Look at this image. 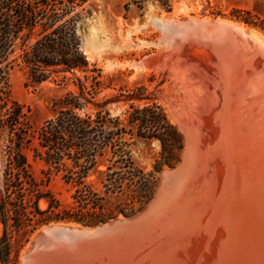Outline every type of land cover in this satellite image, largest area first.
Segmentation results:
<instances>
[{"label": "rangeland", "instance_id": "1", "mask_svg": "<svg viewBox=\"0 0 264 264\" xmlns=\"http://www.w3.org/2000/svg\"><path fill=\"white\" fill-rule=\"evenodd\" d=\"M127 2L128 0H89L84 6L86 15L78 27V35L80 36L81 47L83 48L84 52V48L86 46L89 48L95 47L94 45L97 46L98 49L95 52L94 57L92 59H87L90 63V68L95 66L101 71V80L105 83V85L101 92L96 96L95 104H90L83 111V113L94 114L99 110H105L109 111L112 116H117L127 110L131 104L144 106L154 102L164 107L172 123L175 124L176 122L172 120L170 113L175 114V116H179L180 118L177 117L178 121H183L185 124V122H187V115L190 114L192 109L191 94H198L201 96L202 92V96L205 99L202 104L200 103L198 106H196L198 107V111L196 113H200V115H202L201 112H203V115L200 117V119H196V113V115L194 114L193 116L196 119V125L197 121L201 120L200 130H202L201 137L199 139L200 142L197 147L198 151L195 150V153L198 152L197 157L199 162L197 160V163H199V165H203L204 163L205 167L201 165L200 167L202 168H200L199 165L196 164L197 166H193V170L189 169V167L191 168L192 165H190L191 162L189 163L188 158H185L184 152L186 148V140L188 143L189 141L188 138H186L187 136L182 133L180 127L176 123L175 125L180 131L182 138V149L177 154L175 162L171 166H165L159 174V185H162V192H164V196L161 199L159 208L150 225V229H148L144 235L131 239V241H129L125 246H122L121 248L109 253L105 259L100 262L98 261L96 264H167V262L170 261V257L171 260L175 262V264H198L200 261L208 260L212 256H215L216 258L221 250V247H226V244L224 245L226 237L223 235L222 231L220 232V230H222L220 228L225 226L230 228L233 237L237 238V240L240 237L244 242L246 241V236L249 234L247 236V240L250 242L246 241V243H243L242 240L240 241V239L238 241V243L242 242L244 244L243 246L249 243L247 245V249L250 247V249H252L255 246L257 248H264V224L262 223L264 222V208L262 207V205H264V194L261 193L260 195L255 196V194L260 193L258 191H256V193L255 188L260 189L261 187L260 191L264 192V178L262 177V174H264V139H262L264 137V95H262L264 94V0H174L170 12L163 8L159 3L151 0H147L142 8L131 5L128 9H126L125 4ZM164 20L176 21L179 24L182 23L178 25L177 28H174L176 29L174 30L176 34H191L190 38L188 37L189 39L186 41V44L181 50L173 51L166 46L164 42V36L172 35L173 32L169 30V26L163 27L160 25V23L164 22ZM235 24L243 27L245 26L246 28H244L248 34H250L248 30H251L250 32L256 33L259 35V37L261 36L260 39L263 43L261 42L262 44H258L260 43L259 41L239 33L235 28ZM219 26H221V28ZM164 28L167 29L165 30ZM204 32H208L209 36L208 38L201 40L200 35H202ZM178 35L179 34H177L176 37L180 38L181 36ZM206 56L210 57V59L208 60ZM190 64H195L194 66L197 67L194 69H198L199 73L197 72V74H192L189 69L186 68L187 66L189 68L194 67L193 65L191 67ZM202 65L204 68H202ZM217 67L219 69L218 71L224 75L227 87L229 89L231 88L227 97H230L232 94V98L234 99L237 95L238 100L242 98L245 99V102L244 100L242 101L244 108L240 110L241 112L237 114L238 116L236 115V118L234 115L236 113L226 108L228 111L224 112V115L226 116H224V118L221 120L218 119L219 117L217 113L221 111L220 109L223 110V108L221 105L217 104V106H215L213 102H211V93L214 92L215 88L210 79L213 75L215 76L214 69H217ZM185 68L187 71H185ZM200 72L203 73L200 74ZM191 74L194 77H191ZM191 78H193V80ZM231 78L236 79L234 80ZM59 79L60 78L58 77L56 78L57 82L47 81L40 85H33L29 82L27 72L23 67L17 66L9 73L11 96L15 101L24 106V111L28 114L30 123L34 128L40 127L45 121L51 119L54 116V111L52 108L53 100L64 96L69 91H77L76 87H74L72 83H69L68 86L59 85ZM257 80L258 83H256ZM236 81H239V83ZM203 83L206 84L203 85ZM259 83H262V86L259 85ZM191 85L196 86H193V89ZM208 85L211 88H208ZM197 88L199 90H197ZM238 88L240 89V92ZM221 91L222 90H220V93ZM205 95L207 96L205 97ZM257 99H259V101ZM205 106L208 108H205ZM179 112H181V114ZM225 119L229 121L226 120L225 122ZM224 123L226 125H223ZM214 124L217 128H215V126H211ZM217 125H219V127ZM208 131H210V134H208ZM233 131H236L237 134ZM238 131H242L243 134L240 132L238 133ZM246 133L248 136L245 135ZM241 134L243 136H241ZM240 136L244 141L242 139L240 140ZM205 140L206 142H204ZM237 140L240 143H238ZM241 141H243V143H241ZM258 142L260 145H258ZM239 144L241 146H238L237 150L236 146ZM258 147L262 151L263 156L259 153L260 151L258 152ZM235 149L236 154L234 153ZM248 150L253 154H250ZM160 151L161 145L158 141H153L150 143L142 142L139 143L134 149V159L141 168L145 170H153L156 160L159 158ZM199 151L203 152L201 153ZM246 152H248L250 155H248ZM238 153L241 155V157ZM245 154L246 156L248 155V157H246ZM27 155L31 170H33L38 177H42L41 170H45L44 164L40 161L34 160L31 152H27ZM255 155L257 157L256 160L254 159ZM259 155L263 158H261ZM236 156L240 159V161L237 160L238 158ZM199 158L204 160L202 161ZM233 158L235 159L233 160ZM260 158L262 159V161H260L261 163L259 162V160H261ZM242 159L246 160L248 162L247 165H249L247 166L246 161L243 160L245 162L244 164ZM251 163L254 164L253 169H250L253 167H250ZM244 165H246L245 169L242 168ZM4 166L5 158L2 152H0V192L2 189ZM236 166H240V169H244L241 170L242 173L239 168V170L237 169ZM256 166L258 169H261V172L260 170L256 172ZM196 167L198 168L196 169ZM200 169L203 171L201 174L199 173ZM236 170L240 172V175ZM163 172H170L171 174L176 175L178 174L177 181L173 185L162 184ZM246 173H248V175ZM200 175H203L202 179L200 178ZM214 175L215 177H213ZM184 177H187L188 179H185ZM245 177L247 181L244 180ZM253 177L255 178L254 181L252 179ZM209 178H213V180ZM234 178L235 180H233ZM260 178H263L261 179L263 180V183L261 182ZM191 179L194 183H191ZM185 180L188 181L185 183ZM256 180H259L262 185ZM245 181L250 186L253 185L251 187L248 185L250 187V192L247 190ZM255 181L259 186H261L258 187L256 183L253 184ZM187 182L189 186L186 188V185H188ZM50 187L52 191L59 196V198L64 201L69 200V193L64 188L60 177L55 176ZM202 188H204V191L207 192H202ZM243 188L245 189L244 191ZM215 189L217 190V193ZM251 189L252 191L255 189L253 191L255 194H251ZM214 190L216 194H214ZM198 191L199 194L197 193ZM229 192L233 194L231 195ZM244 194L246 196H244ZM261 195H263V197ZM206 196H209L210 200L206 198ZM197 197H199V199ZM205 198L207 201H205ZM252 198H255V201ZM258 198L260 200H256ZM230 201H235L236 204L234 202L231 203ZM209 202L212 203L209 204L210 206H207L206 204ZM232 205L234 207H232ZM237 205L242 206V208L240 209V206L237 207ZM211 206L212 209L209 208ZM213 206H215V208ZM233 208L236 209L234 210ZM225 210H227V212ZM197 211L199 213H197ZM202 211H205V214L202 213ZM214 212L216 213V216ZM195 214L196 216H194ZM208 214L211 217H209ZM219 214L220 216L222 215L220 218L218 217ZM199 215L200 218L198 219L197 216ZM239 216L240 219L242 218L241 221ZM184 218L187 220L185 221ZM196 219H198L200 222ZM211 219L213 220V223H211ZM216 219L221 221L217 223L215 222L217 221ZM191 220L194 222L191 223ZM248 221L250 223L248 224L252 226H248L246 223ZM182 225L183 228L181 229ZM215 226H217L219 229H217V227L215 228ZM257 229H259V231H256ZM180 230H182V232H180ZM175 231H177L179 234L173 239L172 234ZM215 231L217 233H215V236H213V232ZM188 232H190V236L187 235ZM241 236L245 237V240ZM196 237L198 239H201L202 237V239L204 238V241L202 239L199 241ZM99 239L100 238H94L93 241ZM83 244L84 243L82 242L78 245ZM180 244L183 245L181 246ZM235 247H231V249L234 248L233 251L236 253H233V251L231 253L233 256L235 254L237 257V255H239L242 251L240 248L237 249ZM262 248H260L262 253H259L262 255L264 262V249ZM235 249L237 250L235 251ZM73 250L74 249L71 250V248L62 245L53 249L51 252H53L54 256H56L70 254L73 252ZM28 253L33 259L34 264H46L44 261V255L41 252ZM222 261L225 263L228 262L226 259L224 261L223 257ZM222 261L221 263H223ZM235 264H240V262L238 261Z\"/></svg>", "mask_w": 264, "mask_h": 264}, {"label": "trees", "instance_id": "2", "mask_svg": "<svg viewBox=\"0 0 264 264\" xmlns=\"http://www.w3.org/2000/svg\"><path fill=\"white\" fill-rule=\"evenodd\" d=\"M89 0H0V152L5 158L0 192V264H20L33 235L52 223L96 226L132 216L155 196L159 174L182 149V138L158 103L131 104L117 116L95 104L104 88L101 71L90 63L78 35ZM147 0H128L142 8ZM168 12L174 0H151ZM17 66L33 85L47 81L68 86L53 100L54 116L40 127L11 96L9 73ZM83 75V76H82ZM82 76V77H81ZM135 97V96H133ZM158 141L153 170L141 168L134 149ZM27 152L44 164L38 177ZM60 177L64 201L50 187Z\"/></svg>", "mask_w": 264, "mask_h": 264}, {"label": "bare ground", "instance_id": "3", "mask_svg": "<svg viewBox=\"0 0 264 264\" xmlns=\"http://www.w3.org/2000/svg\"><path fill=\"white\" fill-rule=\"evenodd\" d=\"M168 19H170V18H168ZM194 19V18H193ZM220 22H222V21H220ZM196 23V22H195ZM199 23H201V22H199ZM204 23V22H203ZM180 24H182V23H180ZM178 22H176V21H165L164 20V22H161L160 23V25H162L163 27H168L169 28V30L170 31H172L173 32V34L172 35H166V36H164V42H165V44H166V46L170 49V50H175V51H179V50H181L182 48H183V46L186 44V41L190 38V35L188 34V33H183V35L181 34V33H177V34H179L178 36H181L180 38H177L176 36H177V34H176V32H174V30H176V29H174V28H177L178 27V25H180ZM184 24H186V23H184ZM197 24V23H196ZM210 24H212V23H210ZM209 24V25H210ZM216 24V23H215ZM229 24V23H228ZM206 25V24H205ZM220 25V24H219ZM225 25V24H224ZM217 26V25H216ZM215 26V27H216ZM223 26V25H222ZM211 27V26H210ZM220 28H221V26H219ZM245 27V26H244ZM243 26H240V25H236L235 24V28L237 29V31L239 32V33H241L242 35L244 34V35H246V36H248V37H250L251 39H255L256 41H259L260 43H258V44H262L263 42L261 41V39H260V37H259V35H257L256 33H254V32H250L251 30H248L249 31V33L250 34H248L247 33V31H246V27L244 28ZM228 28V27H227ZM227 28H226V30H227ZM165 29V28H164ZM167 29V28H166ZM165 29V30H166ZM201 29H203V28H201ZM223 29V28H222ZM230 29V28H229ZM190 33V32H189ZM201 37H200V39L201 40H204V39H206V38H208V36H209V33L208 32H204V33H202V35H200ZM189 37V38H188ZM262 42V43H261ZM264 44V43H263ZM92 46V45H91ZM95 47H93V48H89L88 46H86L85 48H84V53L86 54V56H87V58L88 59H92L93 57H94V54H95V52L97 51V46L96 45H94ZM259 47V46H258ZM262 51V50H261ZM182 52V51H181ZM263 52V51H262ZM207 57V56H206ZM183 58V57H182ZM186 58V57H185ZM180 59V58H179ZM178 59V60H179ZM204 59H206V58H204ZM207 59L209 60L210 59V57H207ZM180 61V60H179ZM211 61V60H210ZM212 62H213V60H212ZM197 63V62H196ZM206 63V62H205ZM205 63H204V65H205ZM211 63V62H210ZM200 64V63H199ZM191 65V64H190ZM193 65V64H192ZM192 65H191V67H192ZM195 65V64H194ZM193 65V66H194ZM218 65V64H217ZM222 65V64H221ZM146 66V65H145ZM203 66V65H202ZM210 66V65H209ZM195 67H197V66H194V67H192V68H189L188 66L186 67L187 69H189V71L192 73V74H197V72L199 73V70L198 69H194ZM246 67V66H245ZM244 67V68H245ZM185 68V71H187V69ZM202 68H204V66L202 67ZM210 69V68H209ZM201 70V69H200ZM212 70V69H211ZM215 71V76L213 75L212 76V78L210 79V81H211V83L214 85V88H215V90H214V92L213 93H211L212 94V101L211 102H213V104L215 105V106H217V104H219V105H221V107L223 108V110L222 109H220L221 111H219L217 114H218V119H223L224 118V116H226V115H224V112L226 111V112H228L227 111V109H230V111H234L236 114H234L235 115V118L238 116L237 114L238 113H240L241 111L240 110H242V108H244V104L242 103V101L244 100V102H245V99L244 98H242V99H240V100H238L237 99V97H238V95L237 96H235L236 98L234 99V98H232V94L230 95V97H227V95H229V90L231 89H229L228 87H227V84H226V81H225V77H224V75L221 73V72H219L218 70V67H217V69L215 68L214 69ZM177 72V71H176ZM203 72H206V71H203ZM202 72V73H203ZM229 72V71H228ZM201 72H200V74H202ZM263 73V72H262ZM190 75L191 77H194L193 75ZM199 74V75H200ZM205 74V73H204ZM208 74V73H207ZM198 75V76H199ZM203 76H205V75H203ZM263 76V75H262ZM183 77V76H182ZM200 78V77H199ZM205 78V77H204ZM185 79V78H184ZM190 79V78H189ZM188 79V80H189ZM192 80H193V78H191ZM230 79V78H229ZM231 79H234V78H231ZM236 79V78H235ZM234 79V80H235ZM182 80V79H181ZM208 81V80H207ZM237 82V81H236ZM259 82H260V79H259ZM264 82V81H263ZM262 82V83H263ZM231 83H233V82H231ZM237 83H239V81L237 82ZM256 83H258V80H257V82ZM262 83H259V85H261ZM190 84V83H189ZM193 84V83H192ZM200 84V83H199ZM206 83H203V85H205ZM208 84V83H207ZM255 84V83H254ZM202 85V84H201ZM241 85V84H240ZM192 86V85H191ZM194 87L196 86V85H193ZM192 86V88L194 89V87ZM230 86H232V85H230ZM262 86V85H261ZM208 88H211V87H209V85L207 86ZM233 87V86H232ZM251 87H253V86H251ZM260 87V86H259ZM250 88V87H249ZM239 89V88H238ZM245 89V88H244ZM247 89V88H246ZM254 89V88H253ZM196 90V89H195ZM197 90H199L198 88H197ZM196 90V91H197ZM208 90V89H207ZM220 90H222L221 91V93H220ZM257 90V89H256ZM260 90V89H259ZM201 91V90H200ZM244 91V90H243ZM247 91V90H246ZM258 91V90H257ZM191 92H192V90H191ZM227 92V93H226ZM239 92H240V89H239ZM259 92V91H258ZM193 93V92H192ZM195 93V92H194ZM257 93V92H256ZM209 95H211L210 93H208ZM240 94V93H239ZM204 95V94H203ZM247 95V94H246ZM262 95H264V94H262ZM207 95H205V97H206ZM258 96H259V94H258ZM210 97V96H209ZM263 97V96H262ZM211 98V97H210ZM209 98V99H210ZM227 98H228V100H227ZM251 98V97H250ZM264 98V97H263ZM191 99H192V109H191V111H190V114L189 115H187V122H185V124L183 123V121H178V118L177 117H179V116H175V114H171L170 113V115H171V118H172V120L174 121V122H176L177 124H178V126L180 127V130L182 131V133H184L187 137L186 138H188V141H189V146H188V161H189V163L191 162V164L190 165H192L191 166V168L189 167V169H192L193 168V166H195L196 164H198L199 165V163H197V160H198V157H197V153H195V150H197V147H198V144H199V139H200V137H201V131L202 130H200V128H201V120H199V121H197V125H196V119L198 118V119H200V117L203 115V112H201V114L202 115H200V113L199 114H197L196 112L198 111V107H196V106H198L200 103L202 104L203 102H204V99L205 98H203V96H202V92H201V96L200 95H198V94H191ZM209 99H208V101H209ZM258 101H259V99H257ZM187 101H188V99H187ZM187 101H186V103H187ZM206 101V100H205ZM183 102V101H182ZM254 103V102H253ZM252 103V104H253ZM211 104V103H210ZM262 104V103H261ZM204 105V104H203ZM236 105V106H235ZM263 105V104H262ZM189 106V105H188ZM195 106V107H194ZM207 106H205V108H206ZM195 108V109H194ZM203 108H204V106H203ZM208 108V107H207ZM227 108V109H226ZM264 108V107H263ZM189 109V108H188ZM212 109V108H211ZM185 110V109H184ZM217 110H218V108H217ZM256 110V109H255ZM260 110V109H259ZM171 111V110H170ZM175 111V110H174ZM177 111V110H176ZM187 111H189V110H187ZM186 111V112H187ZM180 114H181V112H179ZM197 114V116H195L196 117V119H195V117L193 116L194 114ZM244 113H245V111H244ZM261 113V112H260ZM195 114V115H196ZM211 115V114H210ZM237 115V116H236ZM231 116V115H230ZM229 116V117H230ZM240 116V115H239ZM245 116V115H244ZM211 117V116H210ZM180 118V117H179ZM183 118V117H182ZM205 118V117H204ZM209 118V117H208ZM241 118V117H240ZM185 119V118H184ZM211 119V118H210ZM217 119V120H218ZM231 119V118H230ZM219 120V121H220ZM226 120L227 119H225V122H226ZM232 120V119H231ZM207 121V120H206ZM227 121H229V120H227ZM233 121V120H232ZM235 121H237V120H235ZM175 123V124H176ZM214 123V122H213ZM219 123H221V122H219ZM231 123V122H230ZM236 123H239V122H236ZM207 124V123H206ZM212 124V123H211ZM200 125V126H199ZM223 125H226L225 123L223 124ZM240 125V124H239ZM261 125V124H260ZM211 126H215V128H217L216 127V125L214 124V125H211ZM210 126V127H211ZM218 127H219V125H217ZM229 126H231V125H229ZM203 127V126H202ZM205 127V126H204ZM232 127H234V126H232ZM236 127V126H235ZM245 127V126H244ZM250 127V126H249ZM206 128V127H205ZM208 128V127H207ZM221 128V127H220ZM228 128V127H227ZM236 128H238V127H236ZM241 128H243V127H241ZM246 128V127H245ZM244 128V129H245ZM258 128V127H257ZM219 129V128H218ZM232 129H235V128H232ZM239 129H240V127H239ZM262 129H263V127H262ZM221 130V129H220ZM230 130V129H229ZM228 130V131H229ZM241 130V129H240ZM260 130V129H259ZM264 130V129H263ZM211 131V130H210ZM210 131H208V134H210L209 132ZM218 131V130H217ZM243 131V130H242ZM242 131L240 132V131H238V133L240 132V133H242ZM206 132H207V130H206ZM215 132H216V130H215ZM234 133H236L237 134V132L236 131H233ZM244 132V131H243ZM213 133H214V131H213ZM212 134V133H211ZM229 134H230V132H229ZM243 134V133H242ZM241 134V136H243ZM223 135V134H222ZM245 135H247V133L245 134ZM262 135V134H261ZM230 136V135H229ZM233 136H236V135H233ZM240 136V137H241ZM248 136V135H247ZM259 136V135H258ZM205 137H206V135H205ZM239 137V136H238ZM237 137V138H238ZM245 138V137H244ZM260 138H261V136H260ZM239 139V138H238ZM242 139V137L240 138V140ZM246 139V138H245ZM262 139H264V137L262 138ZM261 139V140H262ZM223 140V139H222ZM243 140V139H242ZM210 141V140H209ZM238 141V140H237ZM244 141V140H243ZM243 141H241V143H243ZM249 141V140H248ZM260 141V140H259ZM201 142H202V140H201ZM204 142H206V140L204 141ZM257 142V141H256ZM238 143H240L239 141H238ZM259 143V142H258ZM206 144V143H205ZM218 144H219V142H218ZM211 145V144H210ZM258 145H260V143L258 144ZM234 146V145H233ZM238 146H241L240 144L239 145H237L236 147H237V150H238ZM262 146V145H261ZM261 146H260V148H261ZM212 147V146H211ZM231 147V146H230ZM235 147V146H234ZM216 148V147H215ZM218 148V147H217ZM257 148V147H256ZM259 148V147H258ZM260 148L258 149V152L263 156V154H262V151L260 150ZM191 149V150H190ZM205 149V148H204ZM214 149V148H213ZM220 149V148H219ZM251 149V148H250ZM263 149H264V146H263ZM262 149V150H263ZM212 150V149H211ZM218 150V149H217ZM221 150V149H220ZM234 150V149H233ZM198 151V150H197ZM207 151H208V149H207ZM207 151H205V152H207ZM243 151H244V149H243ZM246 151H247V149H246ZM199 152H201V151H199ZM203 152V151H202ZM201 152V153H202ZM209 152V151H208ZM215 152H217V151H215ZM233 152V151H232ZM231 152V153H232ZM238 152V151H237ZM245 152V151H244ZM248 152H250V154H253L251 151H249L248 150ZM248 152H246L247 154H248ZM253 152H254V150H253ZM256 152V151H255ZM235 154H236V149H235V152H234ZM233 153V154H234ZM210 154H211V152H210ZM214 154V153H213ZM239 154V153H238ZM250 154H248V155H250ZM199 155V154H198ZM221 155H222V153H221ZM240 155V154H239ZM238 155V156H239ZM248 155L246 156V154H245V156L246 157H248ZM205 156H206V154H205ZM209 156V155H208ZM215 156V155H214ZM260 156V155H259ZM262 156H260L261 158H263ZM200 157V156H199ZM219 157H221V156H219ZM237 157V156H236ZM240 157H241V155H240ZM253 157H254V155H253ZM207 158V157H206ZM224 158H225V155H224ZM238 158V157H237ZM245 158V157H244ZM256 155H255V160H256ZM260 158V159H261ZM200 159V158H199ZM217 159V158H216ZM215 159V160H216ZM230 159V158H229ZM235 158H233V160H234ZM200 160H204V159H200ZM224 160V159H223ZM238 161H240V159L238 158L237 159ZM244 159H242V161H243ZM201 161V162H202ZM238 161H237V164H238ZM244 161H246V160H244ZM243 161V162H244ZM258 161V160H257ZM260 161H262V159L261 160H259V162ZM198 162H199V160H198ZM200 162V163H201ZM205 162V161H204ZM235 162V161H234ZM227 163V162H226ZM236 163V162H235ZM247 161H246V165H247ZM261 163V162H260ZM218 164V163H217ZM244 164H245V162H244ZM257 164V163H256ZM202 165V164H201ZM201 165H199V167L201 166ZM207 165V164H206ZM246 165H244V167H242V168H244L245 169V167H246ZM249 165V164H248ZM247 165V166H248ZM254 164H250V167L251 166H253ZM262 165V164H261ZM189 166V165H188ZM197 166V165H196ZM202 166H204V163H203V165ZM213 166V165H212ZM211 166V167H212ZM231 166V165H230ZM232 166H234V165H232ZM260 166V165H259ZM264 166V165H263ZM262 166V167H263ZM205 167V166H204ZM220 167V166H219ZM237 167V166H236ZM240 167V166H239ZM239 167H237V169L239 168ZM187 168V167H186ZM198 167H196V169H197ZM200 168H202V167H200ZM208 168V167H207ZM228 168V167H227ZM226 168V169H227ZM254 168V166L253 167H251L250 169H253ZM256 169V172H258V170H260V172H261V169H258L257 168V166L255 167ZM264 168V167H263ZM188 169V168H187ZM194 169H195V167H194ZM204 169V168H203ZM215 169V168H214ZM216 169H217V167H216ZM219 169V168H218ZM240 169V168H239ZM238 169V170H239ZM244 169H240V171L241 170H244ZM193 170V169H192ZM254 170V171H255ZM228 171V170H227ZM237 171V170H236ZM189 172V171H188ZM194 172H195V170H194ZM203 171L200 169V174L202 173ZM205 172V171H204ZM207 172V171H206ZM230 172H231V170H230ZM252 172V171H251ZM170 173V172H169ZM187 173V172H186ZM210 173H212V172H210ZM237 173L240 175V172H238L237 171ZM236 173V174H237ZM241 173H242V171H241ZM188 174V173H187ZM191 174V173H190ZM189 174V175H190ZM205 174V173H204ZM232 174H233V172H232ZM247 175H248V173H246ZM258 174V173H257ZM209 175H211V174H209ZM238 175V176H239ZM253 175V174H252ZM254 175H255V172H254ZM263 176V178H264V174H262ZM187 176V175H186ZM193 176V175H192ZM201 176V175H200ZM220 176V175H219ZM233 176V175H232ZM232 176H231V178H232ZM235 176V175H234ZM195 177V176H194ZM196 177H197V175H196ZM213 177H215V175L213 176ZM247 177V176H246ZM246 177L244 178V180H246L247 181V179H246ZM255 177V176H254ZM252 178L253 179V181H254V179L255 178ZM185 178V177H184ZM187 178V177H186ZM185 178V179H186ZM193 178V177H192ZM201 179L203 178V175L200 177ZM236 178V177H235ZM235 178L233 179V180H235ZM263 178H260V180L261 179H263ZM188 179V178H187ZM190 179V178H189ZM209 179H212L213 180V178H209ZM216 179H217V177H216ZM251 179V178H250ZM257 179V178H256ZM222 180V179H221ZM232 180V181H233ZM264 180V179H263ZM263 180H261V182L263 181ZM186 181H188V180H185V183H186ZM194 181H195V179H194ZM207 181H209V180H207ZM217 181H218V179H217ZM229 181V180H228ZM245 181V182H246ZM251 181V180H250ZM256 181H259V180H256ZM256 181L255 182H253V184L254 183H256ZM193 181H192V179H191V183H192ZM213 182V181H212ZM226 182V181H225ZM230 182V181H229ZM260 181H259V183L262 185V183H261ZM189 183H190V180H189ZM194 183V182H193ZM206 183V182H205ZM208 183V182H207ZM214 183H215V181H214ZM213 183V184H214ZM220 183H221V181H220ZM228 183V182H227ZM251 183V182H250ZM187 184H188V182H187ZM196 184V183H195ZM198 184H199V182H198ZM245 184V183H244ZM252 184V183H251ZM200 185V184H199ZM207 185V184H206ZM205 185V186H206ZM209 185V184H208ZM211 185V184H210ZM246 185H247V190H249V192H250V187L251 186H253V185H249L247 182H246ZM246 185H244V186H246ZM250 187H249V186ZM256 185H258L257 183H256ZM260 185V186H261ZM264 185V184H263ZM189 186V184L188 185H186V188ZM214 186H216V185H214ZM218 186H219V184H218ZM259 185H258V187H260ZM183 188H185L184 186H182ZM192 187V186H191ZM195 187H197V186H195ZM223 187H225V186H223ZM249 187V188H248ZM256 187V186H255ZM254 187V188H255ZM263 187V186H262ZM193 188V187H192ZM245 188V187H244ZM243 188V191L246 189H244ZM253 188V187H252ZM203 190H202V192L204 191V188H202ZM223 189V188H222ZM256 189V190H255ZM254 190H255V192L256 191H258V192H260L259 194L257 193V194H255V193H253V191H252V189H251V194H255V196L256 195H260L261 193L262 194H264V192H262V191H260L261 190V187H260V189H257V188H255ZM187 190V189H186ZM194 190V189H193ZM201 190V189H200ZM199 190V191H200ZM216 190V189H215ZM215 190H214V194H216L217 193V190H216V193H215ZM199 191L197 192L198 194H199ZM233 191V190H232ZM201 192V191H200ZM204 192H207V191H204ZM211 192H212V190H211ZM210 192V193H211ZM248 192V191H247ZM248 192V193H249ZM208 193H209V191H208ZM223 193V192H222ZM228 193V192H227ZM230 193V192H229ZM244 193V192H243ZM189 194V193H188ZM187 194V195H188ZM204 194V193H203ZM206 194V193H205ZM231 194V193H230ZM233 194V193H232ZM231 194V195H232ZM235 194V193H234ZM185 195V194H184ZM192 195V194H191ZM195 195H196V193H195ZM207 195V194H206ZM227 195V194H226ZM249 195V194H248ZM247 195V196H248ZM189 196V195H188ZM187 196V197H188ZM212 196V195H211ZM244 196H246L245 194H244ZM262 197H263V195H261ZM182 197V196H181ZM194 197V196H193ZM222 197V196H221ZM229 197V196H228ZM228 197H227V199H228ZM232 197V196H231ZM249 197V196H248ZM252 197V196H251ZM259 197V196H258ZM198 199H199V197H197ZM206 198H208L209 199V196L207 197L206 196ZM205 198V201H207V199ZM244 198V197H243ZM256 198V197H255ZM255 198L253 199L254 201H255ZM264 198V197H263ZM202 199V198H201ZM200 199V200H201ZM231 199V198H230ZM236 199V198H235ZM250 199V198H249ZM184 200H186V199H184ZM210 200V199H209ZM222 200V199H221ZM232 200V199H231ZM256 200H260L259 198L258 199H256ZM220 201V200H219ZM198 202V201H197ZM202 202V201H201ZM212 202H214V201H212ZM212 202H209L208 204H206L207 206H210L209 204L210 203H212ZM225 202H226V200H225ZM231 202V201H230ZM232 202H234L235 204H236V202L235 201H232ZM231 202V203H232ZM241 202V201H240ZM207 203V202H206ZM215 203V202H214ZM221 203V202H220ZM242 203V202H241ZM247 203V202H246ZM254 203V202H253ZM257 203H258V201H257ZM260 203H261V201H260ZM264 203V202H263ZM238 204V203H237ZM212 205V204H211ZM214 205V204H213ZM216 205V204H215ZM244 205V204H243ZM257 205V204H256ZM262 205V204H261ZM217 206H219V205H217ZM223 206V205H222ZM236 206V205H235ZM238 206H240V205H237V207ZM260 206V205H259ZM197 207V206H196ZM214 208H215V206H213ZM232 207H234L233 205H232ZM262 207L264 208V205H262ZM200 208V207H199ZM209 208H211L212 209V206L211 207H209ZM214 208H213V210H214ZM242 208V206H240V209ZM207 209H208V207H207ZM234 209V208H233ZM236 209V208H235ZM234 209V210H235ZM240 209H238V210H240ZM256 209V208H255ZM259 209V208H258ZM203 210V209H202ZM205 210V209H204ZM210 210V209H209ZM190 211H191V209H190ZM195 211V210H194ZM194 211H193V213H194ZM200 211V210H199ZM218 211V210H217ZM224 211V210H223ZM226 212H227V210H225ZM247 211V210H246ZM255 211V210H254ZM263 211V210H262ZM186 212V211H185ZM192 212V211H191ZM201 212V211H200ZM205 212V211H204ZM203 211H202V213H204ZM219 212H222V211H219ZM236 212V211H235ZM244 212V211H243ZM260 212V211H259ZM187 213V212H186ZM186 213H184V214H186ZM190 213V212H189ZM197 213H199L198 211H197ZM213 213V212H212ZM215 213V212H214ZM224 213V212H223ZM238 213V212H237ZM257 213V212H256ZM256 213H254V214H256ZM191 214V213H190ZM205 214V213H204ZM209 215V214H208ZM236 215H238V214H236ZM241 215H243V214H241ZM257 215V214H256ZM262 215H263V213H262ZM191 216V215H190ZM194 216H196V214L194 215ZM204 216V215H203ZM215 216H216V213H215ZM214 216V217H215ZM222 216V215H221ZM220 216V214L218 215V217L220 218L221 217ZM228 216V215H227ZM234 216V215H233ZM250 216V215H249ZM186 217V216H185ZM198 217V219L200 218V215L199 216H197ZM209 217H211L210 215H209ZM213 217V216H212ZM217 217V218H218ZM229 217V216H228ZM228 217H227V219H228ZM189 218V217H188ZM234 218V217H233ZM250 218H251V216H250ZM262 218H263V216H262ZM185 219V218H184ZM193 219V218H192ZM198 219H196L197 221H199ZM210 219V218H209ZM213 219V218H212ZM211 219V220H212ZM239 219H240V216H239ZM242 219V218H241ZM241 219H240V221H241ZM258 219V218H257ZM187 219H185V221H186ZM215 220V219H214ZM217 221H215V222H220V221H218V219H216ZM233 220V219H232ZM247 220V219H246ZM255 220V219H254ZM184 221V220H183ZM205 221H207V220H205ZM223 221V220H222ZM231 221V220H230ZM261 221H262V219H261ZM190 222V221H189ZM192 222H194L193 220H191V223ZM200 222V221H199ZM211 222V221H210ZM210 222H208V223H210ZM232 222V221H231ZM183 223V222H182ZM211 223H213V220H212V222ZM225 223V222H224ZM230 223V222H229ZM240 223V222H239ZM247 224L249 223V221L248 222H246ZM256 223V222H255ZM263 224H264V222H262ZM190 224V223H189ZM222 224V223H221ZM241 224V223H240ZM239 224V225H240ZM250 224V223H249ZM248 224V226H252V225H249ZM262 224V225H263ZM192 225V224H191ZM190 225V226H191ZM195 225V224H194ZM219 225V224H218ZM225 225V224H224ZM242 225V224H241ZM240 225V226H241ZM261 225V224H260ZM58 226H64V227H69V228H74V229H81V227L80 226H78V225H76V224H72V223H70V224H68V225H66V224H59ZM229 226V225H228ZM217 226H215V228H216ZM264 227V226H263ZM262 227V228H263ZM183 228V225H182V227H181V229ZM194 228V227H193ZM207 228V227H206ZM206 228H204V229H206ZM224 228V229H223ZM221 227L220 229H222V230H220V232L222 231V233H223V235L226 237V239H225V242H224V245L226 244V247L224 246V247H221V250H220V252H219V254L217 255V257L215 258V256H212L211 258H209L208 260H203V261H200L198 264H223V263H225V262H223L222 261V257L224 258V261H225V259L226 260H228V262L227 263H225V264H235L236 262H240V264H263L264 262H263V258H262V255L259 253V252H261V249L260 248H262V247H253L252 249H250L249 247V249H247V245L249 244V243H247V245H245V246H243L244 244V242L246 243V241L247 242H250V241H248L247 240V236L249 235H247L246 236V241H244L243 242V239H241L240 237H239V239H240V241L242 240V242H239L238 243V241H239V239L237 240V238H234L233 237V234H232V232H231V230H230V228L229 227H227V226H225V227ZM248 228V227H247ZM253 228V227H252ZM190 229V228H189ZM217 229H219L218 227H217ZM217 229H216V231H217ZM102 230H103V228H102ZM105 230V229H104ZM191 230V229H190ZM199 230V229H198ZM212 230H214V229H212ZM238 230V229H237ZM178 231V230H177ZM177 231H175L173 234H172V238L174 239L179 233H177ZM188 231V230H187ZM200 231V230H199ZM198 231V232H199ZM206 231V230H205ZM213 232L214 233V235L213 236H215V233H217V232ZM233 231V230H232ZM256 231H259V229H257ZM261 231V230H260ZM180 232H182V230H180ZM184 232H186V231H184ZM191 232V231H190ZM190 232H188V234L187 233H185V234H187V235H189L190 236ZM201 232V231H200ZM199 232V233H200ZM209 232V231H208ZM237 232V231H236ZM240 232V231H239ZM197 233V232H196ZM234 233V232H233ZM238 233V232H237ZM237 233H236V235H237ZM243 233V232H242ZM246 233V232H245ZM255 233H257V232H255ZM183 234V233H182ZM203 234V233H202ZM244 234V233H243ZM255 235H257V234H255ZM260 235V234H259ZM258 235V236H259ZM180 236V235H179ZM184 236V235H183ZM261 236V235H260ZM263 236V235H262ZM194 237V236H193ZM197 237H199V236H197ZM196 237V238H197ZM241 237H243V236H241ZM192 238V237H191ZM195 238V239H196ZM244 238V240H245V237H243ZM193 239V238H192ZM198 239V238H197ZM197 239H196V241H197ZM201 239H202V237H201ZM201 239H198L199 241L201 240ZM208 239V238H207ZM216 239H217V237H216ZM249 239V238H248ZM34 240V239H33ZM32 240V241H33ZM203 241H204V238L202 239ZM262 240V239H261ZM186 241H187V239H186ZM207 241V240H206ZM251 241H253V240H251ZM259 241H260V239H259ZM181 242V241H180ZM179 242V243H180ZM192 242V241H191ZM253 243V242H252ZM261 243V242H260ZM184 244V243H183ZM183 244H180L181 246L183 245ZM195 244H196V242H195ZM194 244V245H195ZM202 244V243H201ZM207 244V243H206ZM179 245V246H180ZM204 245V244H203ZM228 245V246H227ZM251 245H253V244H251ZM259 245H262V244H259ZM31 246H32V244H29L27 247H26V249L23 251V253H22V259L24 258V256H25V254L27 253V251H29L30 249H31ZM180 246V247H181ZM236 246V247H235ZM258 246V245H257ZM231 247H235V248H237V249H239L240 248V250L242 251H240L241 253L239 254V255H237V257L235 256V254H234V256H233V254L231 253L233 250H234V248H232L231 249ZM237 249H235V251L237 250ZM262 249H264V248H262ZM178 250V249H177ZM233 253H236V252H234L233 251ZM262 253V252H261ZM263 255H264V252H263ZM176 257V256H175ZM190 258V257H189ZM235 258H236V260H235ZM231 260V261H230ZM221 261L223 262V263H221ZM178 262V261H177ZM190 262V261H189ZM166 264V263H165ZM167 264H175V262H173L172 260H171V257H170V261L169 262H167ZM189 264V263H188Z\"/></svg>", "mask_w": 264, "mask_h": 264}, {"label": "water", "instance_id": "4", "mask_svg": "<svg viewBox=\"0 0 264 264\" xmlns=\"http://www.w3.org/2000/svg\"><path fill=\"white\" fill-rule=\"evenodd\" d=\"M188 146L189 143L186 140L184 150L186 159ZM177 179L178 174L162 173V184L173 185ZM163 196L162 185H159L153 199L138 213L129 217L121 216L96 226L76 224L81 229H74L58 226L59 224L68 225L67 223L46 225L33 235L28 243V245L32 244L28 252H41L46 264H96L105 259L109 253L125 246L131 239L144 235L150 229ZM94 238L100 239L93 241ZM82 242L83 245H78ZM62 245L71 250L74 249L73 252L54 256L51 251ZM28 252L23 259L21 256L20 264H34Z\"/></svg>", "mask_w": 264, "mask_h": 264}]
</instances>
